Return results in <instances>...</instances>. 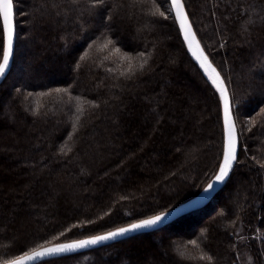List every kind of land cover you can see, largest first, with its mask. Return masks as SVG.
Here are the masks:
<instances>
[{"label": "trees", "instance_id": "1", "mask_svg": "<svg viewBox=\"0 0 264 264\" xmlns=\"http://www.w3.org/2000/svg\"><path fill=\"white\" fill-rule=\"evenodd\" d=\"M51 2L19 0L15 9L23 14L16 15L13 67L0 86L4 102L0 105V167L4 168L1 163L6 157L2 151L10 149L21 154V168L9 175L0 172V182L19 184L23 174L26 178L38 175L16 209L30 204L33 208H25L33 217L54 220L47 226L40 224L43 233L30 239H24L20 230L13 234L11 229L10 239L0 235V253H14L10 259L17 255L16 247L26 249L34 240L67 226L101 221L90 223L91 228L95 226L94 234L187 203L213 179L221 143L210 84L182 43L171 16L168 20L159 16V11L167 10L166 0H105L106 10L81 14L86 6L82 0L79 9H61L59 16L42 8ZM184 2L202 47L229 78L230 89L248 100V117L260 114L259 125L249 136L238 127L241 147L229 181L213 199V206L210 203L192 213H204V217L187 233L164 236L176 222L192 214L154 233L40 264H121L122 259L124 264H242L240 254L243 264H247L246 255L251 256V264H264V167L250 158L264 162V96L259 94L264 87V0ZM250 17L254 24H248ZM27 45L30 49L23 52ZM20 60L29 73L17 79ZM244 68H249L247 75ZM183 81L195 83V96ZM186 100L185 110H177ZM206 103L215 108L214 121L203 117ZM141 116L142 124L137 126ZM133 127L136 141L146 135L145 146L152 150L157 143L162 146L161 165L144 168L147 160L142 153L132 156L123 150L124 136ZM177 127L182 136L168 140ZM25 130L36 142L34 147L29 148L28 138L21 136ZM154 138L157 141L150 145ZM139 164L146 177L138 171ZM126 165L120 176L108 177ZM182 174L186 175L184 181ZM172 177L174 189H164ZM241 180L245 184H240L242 191L235 199L236 184ZM89 192L93 194L84 199ZM69 195L80 198L83 206L68 214L64 199ZM184 195L189 196L175 202ZM152 241L169 250L166 261ZM135 242L143 250L132 246L129 251L134 252H123L125 245ZM147 252L152 262L143 258ZM4 262L0 260V264Z\"/></svg>", "mask_w": 264, "mask_h": 264}, {"label": "snow or ice", "instance_id": "2", "mask_svg": "<svg viewBox=\"0 0 264 264\" xmlns=\"http://www.w3.org/2000/svg\"><path fill=\"white\" fill-rule=\"evenodd\" d=\"M166 2L168 3L167 10L159 11V16L164 20H168L171 16L178 28V35L182 36V43L186 45L188 53L191 54L199 69L202 70L203 76L206 77V83L210 84L213 97L216 100L217 120L221 124V143L216 158L213 179L204 188V192L209 193L214 190L215 184L226 182L233 171L234 165L237 163L238 149L241 147L239 144L241 132L237 128L233 105H238L242 102V98L238 97L235 91L230 89L229 78L222 75V71L218 70L213 60L210 59L209 54L206 53L205 48L201 46V41L193 28L184 0H166ZM18 3L19 0H0V78L6 75L10 62L14 58L15 41L17 39L16 15L23 14L17 13L15 10ZM81 3L82 0H65L64 3L52 0L50 4L46 3L42 8H50L54 10V15L59 16L61 15V9H67L68 12H71L73 9H79ZM84 3L86 6L82 9L81 14L84 11L89 14H98L100 9H107L105 0H84ZM112 7L120 8L123 5L113 4ZM262 10H264V6H262ZM64 15H67V13H64ZM261 18L264 19V17ZM254 23L255 21L250 17L248 24ZM244 30L247 31V27ZM220 47H224V44H221ZM141 68H143V65H141ZM56 91L59 92L61 89H56ZM259 94L264 96V87L259 90ZM77 120H79V117ZM73 127L75 128L76 125H73ZM244 150L246 151L247 149L245 148ZM167 215L168 213L161 211L144 218L133 219L122 226H117L110 230L94 234H82L81 238H69L61 242H53L59 241L60 237L65 236L66 232L72 230V228H67L65 231H61L59 236L54 235L51 239L41 238L42 242H34V246L22 249L19 255L6 260L4 264H35V262L45 260V258H59L81 249L103 245L130 233L155 228L164 222ZM88 223L92 222L89 220ZM72 227H77V225ZM80 227H83V225L81 224ZM208 259L211 260L212 257L209 256Z\"/></svg>", "mask_w": 264, "mask_h": 264}, {"label": "rangeland", "instance_id": "3", "mask_svg": "<svg viewBox=\"0 0 264 264\" xmlns=\"http://www.w3.org/2000/svg\"><path fill=\"white\" fill-rule=\"evenodd\" d=\"M170 40H171V38H170ZM26 49H30V45L22 47L21 50L24 52V50H26ZM24 66H26L25 61H23V60L21 61L20 60L18 66H17L16 75H15V77L17 79H21L22 76H24V74H26V73L28 74L29 73V72L26 71V68ZM248 69L249 68H247V69L244 68L242 70L243 73H245L247 75V72H248L247 70ZM161 72H162V70L160 69L159 73H161ZM201 72H202V70H201ZM164 76H167V73H164ZM183 84H184L183 86L186 87V89L189 87L188 91H190V93H192L195 96L196 91L193 89V88H195L194 87L195 83L191 84L189 81H183ZM199 85H201V84H199ZM203 85H201L202 89H203V87H206V89H207V86H205V85L203 86ZM184 91H185V88H184ZM178 94H180L181 97H183L184 96L183 90H181V91L179 90ZM198 95H200V94H198ZM200 99H201V97H200ZM143 101H145L148 104L150 103V100L147 99V98H143ZM247 101L248 100H246V99H244L242 97V102H240L238 105L234 104L233 106H234V109H235L236 119L238 121L237 127L240 128V130L243 132V134H245L246 136H249V133H251V130H254L253 129L254 126H258L259 125V121H260L259 115L260 114H257L253 118L248 117L249 116L248 113L250 111L249 112L247 111V110H249ZM215 103H216V101H215ZM2 104L4 105V102H2V100L0 99V105H2ZM187 104H188V101L186 100L185 103H183L182 105H180V104L177 105V110H183L184 111L185 110L184 108L186 107ZM206 104H207V108L208 109L206 110V112H205L203 117L205 118V120L209 119V117H210L214 121L215 108H214V106L212 104H210V105H208V103H206ZM141 114H142V116L145 115L144 112H142ZM142 116L138 120L137 126L139 124H142V121H143ZM212 127H213V124H212ZM135 129L136 128H134V127L131 128V131L128 132L126 134V136H124L123 143H122V144H124L123 150L124 151L128 150L127 153L132 155V156L135 155V154L142 153L143 160H145V159L147 160V163L145 165H143L144 168H148L150 165H151L152 168H154L153 163H155V167L156 166L158 167L162 163V160H161L162 159V156H161L162 146L159 147V143H157L156 144V148L154 150L150 149L149 145L145 146V140L147 138L146 135L141 137V139L139 140L141 142L136 141L137 140L136 139V133L134 132ZM21 136H23V137L25 136V138H28V140L30 142L29 148L30 147H34V145H35L34 143H36V142L32 141V139L29 138V133L27 132V130L23 131L21 133ZM180 136H182V134H181L180 128L177 127L176 130L171 135H169L168 140H171V139L174 140L176 138H179ZM133 139H134V142H136L135 144L132 141ZM156 141H157V138L152 139L150 141V145H153ZM163 144H167L168 145V142H166L164 140ZM4 150L5 151H2V150L1 151L3 153H5L6 157L4 158L3 162L1 163L2 165H4V168L0 167V172L3 175H9L10 171L19 173V169L21 167L19 165V161L18 160H19V157L21 156V154L16 155V154L12 153L10 151V149H4ZM250 158H251V161H254V163L259 164V165H261V164L264 165V162L260 161L259 158H254L252 155L250 156ZM121 161H122V159L119 160V162H121ZM113 166H114V164H112L111 166L106 168V171L109 170L110 168H112ZM140 166H141L140 164L137 166L138 171L143 175V177H146L147 176V174L145 172L146 170H144V169L142 170V168ZM126 169H127V165L124 166L121 171H118L116 173L108 175V177L111 178L112 176H114V177H117L118 175L120 176L122 171H125ZM92 173L93 172L90 171V174H92ZM21 176L23 177V179L21 180V182L19 184H14V183L12 184L10 182H8V183L0 182V235L2 237H6V239H10L12 237V234H11L12 230H13V234L15 233L14 230H20V234L23 235L24 239L25 238L30 239L32 236H36L37 234H42L43 233V230L41 229L40 224H42L44 226H47V224H51V222H53V220H54V219H43L40 216L33 217L32 216V212L26 211L27 209L25 208V207H28L29 209L33 208V206H30V204H28V205L26 203L23 204L21 209L24 208L25 209L24 212H21V209H19V210L16 209L17 208L16 207L17 203H19L21 201H24L26 199L24 196H22V194L24 192H26L28 190L27 188L28 187L30 188V186H32L33 182L38 178V175H35V176L31 177V178H26V175H24V174L21 175ZM104 178L107 179V175H106V177L104 176ZM100 179H102V178H100ZM174 179L175 178L172 177V178L166 180L165 184L167 185L166 186L167 188L164 187V189L167 190L168 187H169V188H171V190H173L174 189L173 188ZM180 179L184 181L186 179V175L182 174L180 176ZM252 179H254V178H252ZM204 181L201 184H203ZM240 184L244 185L245 183L242 180L241 181H237L236 191L234 192V198L235 199L240 195V192L242 191V187L240 186ZM250 184H252V180H251ZM160 188H163V186L161 185ZM245 188H246V186H245ZM92 194H93V192H91V193L89 192V194L84 199H89V197ZM228 194L229 193H227L226 196ZM63 196H64V192H63ZM188 196L189 195H184L180 199L177 198L175 200V202L179 201V200H185ZM195 198L196 197L190 199L188 202L192 201ZM223 198L226 199L225 196H223ZM64 200L66 201L64 203V205L66 206L65 208L67 209V213L71 209H78V206H83L82 201L80 200V198H78L76 200V198H74L72 195H69ZM214 203H216V202H213L212 206L214 205ZM33 205H35L34 202H33ZM194 214H192V215H190V216H188V217H186V218H184L182 220H179V222H176L177 225L174 226L172 229L166 231L164 233V236L179 235V234H182V233L189 232L190 228H192V227L194 229L195 225L193 223L200 221L204 217V215H203L204 213L197 214V215H194ZM73 221L74 220L69 221V223L73 222ZM202 221L203 220H201V222ZM101 223H102L101 221L100 222L97 221L96 223H93V224L91 223V224L95 225V224H101ZM74 225H76V224H74ZM72 226L73 225L67 226L66 228H64L62 230L55 231V232L50 233L49 235L43 236L41 238L51 239L52 236H54V235L55 236H59V233L61 231H65V229H67V228H72V230L69 231V232H66L65 236L60 237L59 241H53V242H60V241H63V240H67L69 238H76V237L82 236V234L83 235H87V234H93V232H96V230H94L95 226L91 228L90 223L84 224L83 227H80V225H77V227H72ZM41 238L39 240H36V241L34 240L32 243H30L28 245V247L34 246V242H37V241L42 242ZM139 244H137V242L129 243V244L125 245V249H124L123 252H125V251L127 253L134 252L135 250L134 251H129V249L132 246H136L137 249L143 250L142 247L138 246ZM156 244H157L156 241L155 242L152 241V245L156 249L157 253L160 255V257L162 259H164L166 261L167 258H168V255H169V252H168L169 250H167V249L165 250V248H163L162 246H158V244L157 245ZM21 248H22L21 246H20V248L19 247L15 248V251L18 252L17 255L20 254ZM144 249L147 251L149 248L147 246H144ZM13 254L14 253H10V251H2L0 253L1 262H4L6 259H10V255H13ZM14 256H16V255H14ZM144 257H145V259H147V261L152 262V260L150 259L151 255L148 254V252L145 253L143 258ZM1 258H4V259H1ZM243 258H244L243 254H240V258L239 259H240V262L242 264H243ZM245 259H246L247 264H251L252 263V259H251L250 255H246ZM120 262H121V264H124L125 261H123V259H122ZM104 264H108V263H104Z\"/></svg>", "mask_w": 264, "mask_h": 264}, {"label": "water", "instance_id": "4", "mask_svg": "<svg viewBox=\"0 0 264 264\" xmlns=\"http://www.w3.org/2000/svg\"><path fill=\"white\" fill-rule=\"evenodd\" d=\"M16 42H17V39L15 41V52H16ZM14 58H15V53H14ZM14 58L10 62V66H9V69H8L6 75L3 78H0V86L4 83V81L6 80L8 75L10 74V72L12 70V67H13ZM239 144H240V136H239ZM239 151H240V148L238 149V157H239ZM235 165H234V167H235ZM231 174H230V177H231ZM230 177L223 184H215L213 191H211L209 193H205L203 191L198 197H196L192 201H190V202H188V203H186V204H184L182 206H179V207H177V208H175L173 210L167 211L166 213H168V215L166 216L164 222L159 224L155 228L147 229V230H144L142 232L130 233L127 236L117 238V240H115V241H109V242H106L103 245H97V246H93L91 248L81 249V250H78L75 253L65 254V255H63V256H61L59 258H64V257H69V256H74V255L86 253V252H89V251H93V250H96V249H100V248H103V247H107V246H110V245H114V244L126 241V240L134 238L136 236H140V235H144V234H150V233H154V232H157L159 230H162V229L166 228L167 226L173 224L174 222H176L180 218H182L184 216H187L189 214L195 213L196 211L202 210L206 206H208L213 201V199L220 193V191L224 188V186L229 181ZM59 258H45V260H41V261L35 262V264H40V263H42L44 261L53 260V259H59Z\"/></svg>", "mask_w": 264, "mask_h": 264}, {"label": "bare ground", "instance_id": "5", "mask_svg": "<svg viewBox=\"0 0 264 264\" xmlns=\"http://www.w3.org/2000/svg\"><path fill=\"white\" fill-rule=\"evenodd\" d=\"M188 203V202H187ZM186 204V203H185ZM184 205V204H183ZM182 206V205H181Z\"/></svg>", "mask_w": 264, "mask_h": 264}]
</instances>
